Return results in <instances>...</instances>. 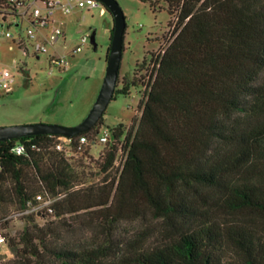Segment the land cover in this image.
<instances>
[{"label": "trees", "instance_id": "obj_1", "mask_svg": "<svg viewBox=\"0 0 264 264\" xmlns=\"http://www.w3.org/2000/svg\"><path fill=\"white\" fill-rule=\"evenodd\" d=\"M165 1L172 38L150 57L138 119L115 125L93 160L101 180L86 184L92 173L51 147L61 135L0 141V206L27 218L9 238L13 264H264V0ZM121 84L112 98L143 83ZM102 120L78 135L94 140ZM37 194L51 200L38 217L129 212L145 222L116 247L80 245L23 213Z\"/></svg>", "mask_w": 264, "mask_h": 264}, {"label": "rangeland", "instance_id": "obj_2", "mask_svg": "<svg viewBox=\"0 0 264 264\" xmlns=\"http://www.w3.org/2000/svg\"><path fill=\"white\" fill-rule=\"evenodd\" d=\"M116 1L125 17L116 89L121 88L123 77L131 79L133 75L141 76L143 84L130 86L127 94L114 95L102 114V129L119 123L127 129L138 119L141 111L139 100L154 68L150 57L165 48L172 36L169 35V25L173 15L169 16L165 0ZM55 19L65 33V40L57 43L59 51L64 43L65 51L70 52L80 44V38L85 34H94L95 43H91L89 37L82 44L81 51L72 55L68 53L69 68L61 70L51 68L47 63V54L53 49L40 54L39 58L26 56L14 43L0 36V67L8 68L15 78L6 93L0 92V126L39 122L71 126L79 123L93 104L105 73L112 16L98 2L97 6L75 9L67 15L57 12ZM15 30L10 27L11 32ZM11 44L13 50L8 49ZM14 60L20 64L18 68L13 67ZM100 149L101 145L93 147V154L96 155ZM80 164L84 167L78 165L76 169L83 168L85 172L92 173L86 178V184L103 177V174H96L93 162ZM14 208L13 205L0 206V216H6L0 223V233L5 238V243L0 244V264H13L14 253L9 246V238H16L27 224L25 215L11 214ZM40 214H35L38 224L47 220L57 222V228L65 229V236L70 241L90 247L109 243L116 247L117 243L134 237L145 222L129 212L113 221L110 217L105 219L85 211L65 215L61 220L53 216L38 217ZM151 221L148 215V223Z\"/></svg>", "mask_w": 264, "mask_h": 264}, {"label": "built area", "instance_id": "obj_3", "mask_svg": "<svg viewBox=\"0 0 264 264\" xmlns=\"http://www.w3.org/2000/svg\"><path fill=\"white\" fill-rule=\"evenodd\" d=\"M98 2V0H0V36L14 43L26 56L39 58L40 54L48 52L50 48L53 49L51 53L47 54L46 58L49 67L67 70L69 68L68 53L72 55L81 51L82 44L87 41L90 35H82L80 44L70 52L65 51L64 43L62 45L63 49L59 51L57 43L64 41V31L55 19V14L58 12L67 15L75 9L81 10L97 6ZM175 24L176 17L169 25V35L173 34ZM10 27H14L15 32H11ZM8 49L13 50V45H9ZM163 49L160 52H163ZM19 66L20 64L14 60L13 67L18 68ZM14 81L13 72L6 67H0V92L6 93ZM112 133L113 127H106L105 129L100 127L92 141L86 135L58 136L53 140L51 147L60 152L71 163H92L101 153L100 149L94 155L92 152L93 147L101 145L102 148V145L113 140ZM24 149V144L20 143L16 144L12 151L15 154H21ZM124 158L125 155L119 150L112 168L117 171V174L122 167ZM50 203V199H45L41 194H37L34 198L25 201L26 209L23 213L37 214L43 209L50 212ZM2 243H5V238L0 233V244Z\"/></svg>", "mask_w": 264, "mask_h": 264}, {"label": "water", "instance_id": "obj_4", "mask_svg": "<svg viewBox=\"0 0 264 264\" xmlns=\"http://www.w3.org/2000/svg\"><path fill=\"white\" fill-rule=\"evenodd\" d=\"M111 14L113 19L112 34L110 36L109 51L106 56V68L104 77L97 93L85 117L77 124L65 126L55 123H28L9 126H0V141L37 134H52L61 136H74L93 127L112 98L118 77V68L123 47V33L125 17L116 0H98ZM91 43H95L94 34L90 35ZM28 73L26 72V75Z\"/></svg>", "mask_w": 264, "mask_h": 264}, {"label": "crops", "instance_id": "obj_5", "mask_svg": "<svg viewBox=\"0 0 264 264\" xmlns=\"http://www.w3.org/2000/svg\"><path fill=\"white\" fill-rule=\"evenodd\" d=\"M79 18H77L76 20H78ZM63 40H65V33H64V36H63Z\"/></svg>", "mask_w": 264, "mask_h": 264}]
</instances>
